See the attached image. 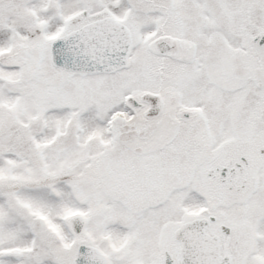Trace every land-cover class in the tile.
<instances>
[{"label": "rangeland", "instance_id": "obj_1", "mask_svg": "<svg viewBox=\"0 0 264 264\" xmlns=\"http://www.w3.org/2000/svg\"><path fill=\"white\" fill-rule=\"evenodd\" d=\"M15 4L34 27L29 46L0 50L1 65L20 66L16 83L0 85V137L9 140L0 151V264H74L82 242L112 264H165V250L181 264L173 232L213 200L206 172L215 144L255 150L251 185L215 202L213 230L232 228L223 237L231 264H264V42L254 41L264 35V0H0V21L11 22ZM104 16L131 30L129 68L101 74L52 65L55 34ZM6 31L0 26L4 46L14 41ZM164 38L174 45L165 69L176 82L150 119L147 107L128 111L123 100L156 92L161 80L146 69L155 70V43ZM116 115L125 121L114 123ZM194 149L202 178L172 183L178 193L166 201L151 197L153 163L166 153L187 168ZM74 163L92 170L82 174ZM78 214L87 219L79 235L67 223Z\"/></svg>", "mask_w": 264, "mask_h": 264}, {"label": "water", "instance_id": "obj_2", "mask_svg": "<svg viewBox=\"0 0 264 264\" xmlns=\"http://www.w3.org/2000/svg\"><path fill=\"white\" fill-rule=\"evenodd\" d=\"M263 44L264 35L257 36ZM156 48L161 53H166L172 46L166 41H160ZM51 62L54 66L72 71H89L112 73L122 68H128L133 52V42L130 30L113 17H105L90 22L79 29L59 36L51 41ZM144 100L153 101L149 114L159 112V94L145 93ZM125 104L130 108L142 107V103L135 97L129 96ZM189 115V112H185ZM123 117L118 116L114 121L121 123ZM264 149L261 150L263 152ZM227 169V168H225ZM207 212V211H206ZM215 221V217H211ZM71 229L80 233L86 226V219L74 216L69 219ZM208 219H195L184 223L175 233V238L181 242V256L183 264H231L230 255H221L219 236L206 233L209 226ZM221 231L228 236L232 229L226 224L221 225ZM172 255L166 251L165 263L173 264ZM76 264H110L109 258L99 249L81 244L78 247Z\"/></svg>", "mask_w": 264, "mask_h": 264}, {"label": "flooded vegetation", "instance_id": "obj_3", "mask_svg": "<svg viewBox=\"0 0 264 264\" xmlns=\"http://www.w3.org/2000/svg\"><path fill=\"white\" fill-rule=\"evenodd\" d=\"M159 104V110H162V102ZM152 105L153 101H148V103H144L142 107H147L146 116L150 119L158 117L161 113L160 111L158 114L156 113L157 115L155 114V116H149L150 114L148 112ZM185 112L189 111H183L182 113L184 117L188 118L190 112L188 116L185 115ZM242 146V144H236L230 147L227 146L223 151L220 150L221 146L218 144L210 146V151L207 156L210 157L211 162L207 168L206 177L211 183L208 187V193H210V199L213 200L210 201L209 205L213 202L218 203L217 200L224 195L232 196L233 194L240 193L241 190L251 185L248 169L250 167V157L254 154L255 150L253 146L250 145H246V147ZM195 155L198 157L197 150H195V154L192 155V160L189 163L190 166L186 168L181 162L174 161L170 155L166 153L162 154L161 157L153 163V168L150 171L151 197L154 198L156 195H159L166 201L172 197L174 192H177V189L171 188L172 183L178 184L186 178L188 179H186L185 182L188 184H191L193 180L199 181V177L202 178L201 175L203 171L198 170L200 164L195 160ZM243 157L247 159L248 166H241V164H244L242 161ZM225 167H227V169H225ZM194 192L197 191L195 190ZM194 195L195 193H193V196ZM194 197L198 198L196 195ZM214 225H217V222L211 224L210 230H213ZM213 232H216V230H213ZM221 241L224 245L222 236Z\"/></svg>", "mask_w": 264, "mask_h": 264}, {"label": "trees", "instance_id": "obj_4", "mask_svg": "<svg viewBox=\"0 0 264 264\" xmlns=\"http://www.w3.org/2000/svg\"><path fill=\"white\" fill-rule=\"evenodd\" d=\"M15 7H16V4L15 5H11L9 7V12H10L9 13L10 14L9 18L11 19L10 20L11 22H7L6 20L0 21V26L3 29H6L7 30L6 32H9L12 35V37L14 38V41L12 43H8L5 46L3 45V43L0 42V50H3V49L4 50L5 49H15V48L17 49L18 47H21V46H29L30 45L29 44L30 41L28 40L29 33H30V30H32L34 26L31 23V20H27L26 16H24L23 12H19L18 14H16L13 11L15 9ZM246 9H248V7H246ZM250 16H252V15L247 14L244 17V19H247ZM177 21H179V18H178ZM177 23L178 22H176L174 24L175 27H177ZM246 23L250 24L249 19H247ZM242 25H244V27L247 28L245 26V22L241 23V27H242ZM249 30H252V29H249ZM252 31L255 33L254 30H252ZM58 34H60V33H57L55 35H58ZM156 57H158V58L156 59ZM156 57L153 60V65H154V68H155V70L151 71L153 73L150 75L149 70L146 69V71L148 72V76L151 77V78H154L153 75L157 74V76H158L157 79H160L161 83H160V85H157V87H155L154 90L156 92H159V93L163 94V88L165 87V82L167 80V77L164 76V72H163L164 71V69H163L164 68V63H165L166 59H165V56H161V55H157ZM19 67L20 66H18V65L17 66H15V65L5 66V65H1L0 64V85H2L5 82H13V84L16 83L18 78H20V74H19L20 73V69H19ZM4 128H7V126H5ZM5 131H6V129H5ZM1 132L2 131H0V136H2ZM46 134H47V132H45L43 135H46ZM7 137H8V133L5 134V138L4 139H2L0 137V151H3V149L6 148L5 142L7 141V143H8V141H9L7 139ZM10 148H7V149H10ZM79 164L80 163H74V165H72L71 167L72 168L76 167ZM80 165H81V168H83V170H84V171H82V174H85V172L89 173V171L92 170L91 165H89V164H85V166H83V164H80ZM68 175L69 174H67V176ZM259 232L261 234V231H259ZM57 234H58V230H57ZM59 235H61V233ZM57 239H59V238H57ZM58 242L60 244V240H58L57 243ZM69 244H70V241H69Z\"/></svg>", "mask_w": 264, "mask_h": 264}]
</instances>
